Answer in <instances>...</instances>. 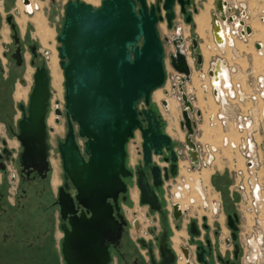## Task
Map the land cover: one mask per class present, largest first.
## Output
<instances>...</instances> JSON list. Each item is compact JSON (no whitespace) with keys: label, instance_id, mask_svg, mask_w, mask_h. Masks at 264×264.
Instances as JSON below:
<instances>
[{"label":"water","instance_id":"water-1","mask_svg":"<svg viewBox=\"0 0 264 264\" xmlns=\"http://www.w3.org/2000/svg\"><path fill=\"white\" fill-rule=\"evenodd\" d=\"M176 1L186 13L185 4H190L191 0H164L162 6L149 5L148 0H103L100 7L83 0H70L66 5L58 50L65 75L68 131L58 148L65 178H70L77 194L72 196L66 192L68 183L60 188L58 202L62 216L68 219L62 225L64 264H108L110 261L109 245L117 241L122 232V223L116 226V216L124 220L119 196L128 191V186L123 178L133 174L126 162L127 143L137 129L143 134L146 163L151 162L152 151L161 153L163 146L171 151L172 160L177 159L171 146L172 137L162 131L157 111L139 110L140 101L144 99L145 104L150 105L153 92L167 82L166 52L158 25L164 18V9L168 25L172 26ZM227 5V1L218 0L221 13ZM11 19L9 16L10 22ZM191 19V15L186 17L187 22ZM218 23L214 22L213 32L216 41L222 43L217 36ZM12 27L15 28V24ZM246 29L251 32L249 25ZM171 41L175 51L170 54V64L181 80L178 84L183 106L180 125L186 130L188 154L195 168L199 166V150L193 138L197 121L190 115L194 105L185 91L192 68L185 38L179 34ZM192 49H197L196 40ZM201 63L202 55L198 54L195 65ZM219 64L220 60L211 74L217 72ZM51 95V73L43 63L34 74L27 110L20 105L24 113L18 122V136L23 141L31 137L33 142H38L32 150L24 143L23 164L33 157L35 150L39 151L44 165L48 163L47 115ZM162 103L168 108V100ZM56 114V121L60 122L63 111L57 108ZM196 114L201 116L200 111ZM79 137L84 139L83 147ZM152 173L154 185L158 186L162 183L160 167H152ZM172 173H176V164L172 165ZM138 186L141 202L149 204L151 210H161L158 195L143 170L139 171ZM234 214L237 216L236 212ZM231 227L237 229L234 225Z\"/></svg>","mask_w":264,"mask_h":264},{"label":"flooded vegetation","instance_id":"flooded-vegetation-1","mask_svg":"<svg viewBox=\"0 0 264 264\" xmlns=\"http://www.w3.org/2000/svg\"><path fill=\"white\" fill-rule=\"evenodd\" d=\"M31 3L33 10H36V4L42 8L38 1L31 0ZM15 4V10L18 13L20 8L23 12H31L26 9L23 0H18V3L15 2ZM190 4H185V7L187 8ZM1 5L3 7L8 5V0H2ZM9 16H12L11 22L8 20ZM24 16L27 19V15L24 14ZM7 21L12 28L13 44L7 52H3L4 57L11 61L8 69L5 70L0 56V264H8L12 260L13 253L16 252L25 253L22 255L21 260L29 259V256L30 258L36 256L42 249H47L52 255L55 252H61L64 238L62 225L68 219L62 216L61 206L58 202L60 188L68 183L69 188L66 189V192H69L72 196L77 194L70 178H65L63 160L58 148L59 143L65 139H58L54 143L51 138L52 129H50L51 126L48 123L51 103L47 115L48 137L46 139L48 145L47 161L49 164L44 165V160L40 157L38 150H35L33 157L27 159L26 164L21 161V154L25 149L24 143L32 150L33 147H37L38 142H33L31 137H26V140L23 141L18 136V122L22 119L24 113L20 105H24L27 110L29 101L17 103L20 115L16 118V103L14 102L12 84H14L16 75L21 73V68L25 65L26 47L32 56L30 63L36 65V69L39 67L37 62L44 57V53L39 50L36 43L29 41L27 45L25 44L12 14L7 16ZM21 22L24 21L21 20ZM12 24H15V28L12 27ZM2 36L6 41L3 32ZM19 79L21 82H25L24 76ZM20 94L19 91L18 95L20 96ZM173 104L170 101L169 110L170 108L173 110ZM149 108L157 111L161 129L167 133L165 119L152 102L150 105H141L139 110ZM203 137L204 134L200 140L214 144V146L225 144V138L229 139V144H237V141L230 139L228 135L220 138V144L215 143L213 140L205 141ZM175 141L172 137L171 146L177 156L175 161L172 160L171 151L163 146L161 153H155L153 150L151 162L146 163L141 129H137L134 136L129 139L126 162L133 174L123 178L128 186V191L119 196L120 212L124 216V220L116 216L118 221L116 226L122 223V232L120 238L109 245L110 261L108 264H260L264 256L262 249L264 235L262 233L258 235L257 239H252L251 243L254 251L251 255L245 254L239 236L241 222L239 213L236 212L237 216H235V211L227 210L226 212L223 205L222 210L224 213L220 215V222L223 223L226 216V225L229 229V235L224 237L221 234L220 225L213 229L208 222L207 215L218 214L221 207L218 203L220 201H216L211 197L210 201L206 196L204 186L210 182L211 167L203 166L200 169L190 170L187 166L190 173L197 172L193 174V181H188L181 194L178 193L180 184L175 185L177 190L174 188V193L172 192V183L170 182L179 173L182 176L180 161L188 157L189 161L193 163L188 154L186 140H180L183 142L182 144ZM33 143H35L34 146ZM79 144L82 147L80 141ZM130 144L134 145L138 159L133 164L130 161V165H128ZM228 146H225L226 150L231 151L232 148ZM85 158L88 157L85 155ZM54 161H56V165ZM173 164H176L175 174L172 173ZM55 166H59L58 169H61L59 175L62 179L57 190L54 186V181L57 182L58 180L54 179ZM154 166H159L161 169L162 183L158 186L154 185L155 180L152 173V167ZM141 170L145 172L147 179L151 182V187L155 189L161 204V210H151L149 204L141 202V190L138 186L139 171ZM188 177H192V174H188ZM183 180L186 184V178ZM133 186H136L140 192L139 209L131 208V188ZM169 191L171 197L174 195V200L179 203H175L173 199H170L168 196ZM124 196H126V199H124ZM188 207L192 208L191 215L188 214ZM208 210L209 212H207ZM211 211L212 214H210ZM130 214H132V217H130ZM186 214L190 218L187 220V225L183 226L181 221ZM229 215H232L231 219ZM261 218L264 220L263 217ZM144 222H147V224ZM231 225H234L237 229H233ZM221 243H225V250L222 249Z\"/></svg>","mask_w":264,"mask_h":264},{"label":"rangeland","instance_id":"rangeland-1","mask_svg":"<svg viewBox=\"0 0 264 264\" xmlns=\"http://www.w3.org/2000/svg\"><path fill=\"white\" fill-rule=\"evenodd\" d=\"M39 2H42V9L45 12V15L47 17V31L46 32L47 35V43L41 41L39 35L37 34V29H36V24L32 21V20H28L27 24L25 25V27H23L18 21H17V16H19L20 14L15 10L16 4L15 2H17V0H8V5H5V7H3L1 5L2 0H0V56H1V61H3L5 70L9 68V64L11 63V61L8 59H6L4 57L3 52L4 51H8L11 47H12V28L10 26V23L7 21V16L9 14H12L14 16L15 22L17 23L18 28L20 29L21 35L24 38V42L27 45L28 42L30 41L31 43H36L38 44V48L39 50H41L44 53V57L37 62V64L39 66H41L43 63L46 64V66L51 69V91H52V95H51V109H50V113L48 115V123L51 126L52 132V140L54 143H56V141L58 139L64 140L68 131V119L66 116V100H65V94H66V88H65V75H64V69L61 66V58L59 55V50L58 47L61 45V42L58 40V35L60 34V31L62 29L63 26V22L65 19V10H66V5L70 0H37ZM87 3H91L92 5H94L95 7H100L102 5V1L103 0H83ZM208 0H193V2H191V4L189 6H187L186 13H182L181 11V6L179 3H176L174 10L176 11L175 17L172 20V26L169 27L166 16H165V11L163 9L162 11V15L164 16L163 20H161L159 22L158 25V29L161 35V38L164 42V48H165V52H166V56H165V60H166V65H167V81L168 85L167 86V92H165V86L163 87H159L160 89H158V91H156L154 93V96L157 100H161L163 97L168 98L169 100H174V104L172 106L171 112H166L162 107V102H161V110L163 112L162 116L165 119L166 122V126L169 127L168 129L174 134V139L177 141L178 144H182L185 140V135H186V130H183L181 128L180 125V121L183 119V113H182V105L180 100L176 97L175 93L172 92V83L174 81L175 78H177L178 76H180V74H177V71L171 66L170 64V54L172 52L175 51V47L172 43V39L174 37H177L179 34L182 35L185 38V47H189L188 50L190 51V53H192L193 57L196 58L197 60V55L201 54L203 57L204 54V47H206L208 50L210 47L206 46V45H201L200 46V40H202L201 42L203 43V39L206 41V43H208L207 39L209 38L207 36V39L205 37L200 39V36H198V34L195 32V27H196V23H195V19L194 16L200 12V10L202 8H204L205 3ZM229 3H227L228 5L226 7H224V10H228L227 12L229 13V9L228 7L231 8L230 12L231 15H238L240 17L241 12L243 9L246 10L248 17L245 18L246 23L250 26L251 28V32H249L250 35H248V41H245V45L242 44L241 42H239V47L241 48V50L246 49V50H250V53L253 57H251L250 61L248 62L246 59H240V63L243 65V69L246 70L247 67H250L249 70L251 73V77L254 75H264V47L262 48V53H260L258 51V49H256L258 46V43L261 42L264 46V0H229ZM237 2H241V5H237ZM149 5L151 4H160L161 6L164 3V0H148ZM217 3L218 0H213V8L211 9V23L213 24V21H215L216 18L221 17V12L219 11L218 7H217ZM244 4V5H242ZM235 6V7H233ZM39 9V8H38ZM36 9V10H38ZM241 9V10H240ZM36 10H33L31 12H27L25 11L26 14H28L29 16H33L34 13L36 12ZM226 12V11H225ZM227 13V14H228ZM188 15L192 16V19L190 22L186 21V17ZM257 21V22H256ZM255 23V24H254ZM257 23V24H256ZM9 29H8V28ZM7 30V35L5 36L6 41L4 40L3 36H2V32L3 30ZM180 30V32H178ZM254 31V32H253ZM8 32H9V39H8ZM187 36V37H186ZM167 38H169L170 40L168 41ZM8 39V40H7ZM194 40H196L197 42V49L193 50L192 46L194 45ZM204 41V42H205ZM211 41V40H210ZM244 42V41H242ZM202 49V51H201ZM47 52V53H45ZM203 53V54H202ZM212 53H215L212 51ZM211 53V54H212ZM208 56V58L210 57V55ZM232 52L229 49V52H227V56L230 58L232 57ZM53 55L57 56V60H58V67H57V71H58V77H55L53 72H52V68L50 65V60L51 57ZM205 55V54H204ZM25 56H26V62L24 67L21 68V73L17 74L14 80V84H12V92L14 94V102L16 103V110H15V114H16V118L19 117L20 112L17 109V103L19 102H24V101H29V94L32 91L33 85H34V74L36 72V65H32L30 63V59H31V53L29 51V49L26 47L25 48ZM7 61H9L7 63ZM1 65V62H0ZM203 65V63H201V65L196 66V70L197 72H193L191 74V80L188 81V85L187 86H193L195 85L196 81L195 79L193 80V76L196 74V77L199 76V72L201 71L200 67ZM194 68V67H193ZM176 73V74H175ZM24 76L25 77V82H21L20 81V77ZM253 79V77H252ZM172 80V83H171ZM181 80L179 79V82ZM195 81V82H194ZM176 83V82H175ZM174 83V84H175ZM173 84V85H174ZM197 84V83H196ZM23 86L25 89H27V96H22L20 98H18L16 96V90L18 88V86ZM198 85V84H197ZM186 87V85H185ZM162 88V89H161ZM11 91V89H10ZM164 91V93H163ZM191 91V89H190ZM196 91V90H195ZM200 90H198L197 95L202 98V96L199 93ZM193 93V91H191ZM212 95V93H211ZM213 96V95H212ZM205 98V96H204ZM154 97L152 98V104ZM206 99V98H205ZM176 101V102H175ZM213 101V100H212ZM144 99L141 101V103L139 104V107L143 104H145ZM193 102V100H192ZM214 103V102H213ZM175 104H176V108H175ZM194 111L191 112V117L192 119L197 121V127L195 129L194 132V140L196 142L197 146H201L204 145V143L207 142H203L202 140H200L204 129L206 126H204L207 123V126L210 129L213 128H218L217 126H212L210 124L209 121V114L212 113L213 111L217 110L216 106H214L212 108V104H211V108L209 110V112H207L206 116H205V120H202L201 116H198L196 114L197 109H201V108H205V106H209L210 103L206 102V104H199L198 101H196V103L194 104ZM215 105V104H214ZM253 107L254 111L256 110V113L261 111L260 109L264 108V101H260L258 104L253 105L252 103H248L245 105V107ZM59 108L61 111H63V114L60 116V122L56 121L57 118V114H56V109ZM169 117V119H168ZM197 117V118H196ZM170 122V123H169ZM76 127L77 124H75ZM173 127L177 128V131L175 132ZM231 129H233V131H230V133H228V135L231 136V139H234L237 141H239V137L238 134H236V130L231 126ZM261 131L259 134H257L258 140L262 141L261 145H260V153L263 157V168H261V174L264 176V123L263 125H261ZM223 131V129L221 128V132ZM225 132H228L224 129ZM223 133V132H222ZM176 135V136H175ZM236 135V136H235ZM237 137V139L235 138ZM182 140V141H180ZM79 141L80 143H82V147L84 146V139L79 137ZM175 141V142H176ZM209 141V140H207ZM211 141V140H210ZM218 141H220V138H218ZM214 146V144H212ZM221 145V144H220ZM220 145H215V146H220ZM223 148H221V150L215 152L216 155V159L213 161V163L208 166L214 169L213 165L215 163H217L218 167L220 168H224L223 164V160L225 159L224 157H228L229 159H232V157L234 156V152L231 149V151L229 150H225L226 147L224 146V144L222 143ZM134 149V150H133ZM130 151H133L132 153H134V155H136V149L134 148L133 144H130ZM224 155V156H223ZM235 155H238V157L240 156L238 152L235 153ZM241 164L243 165V159L240 158ZM186 162H183V161ZM228 160V159H225ZM130 161H131V156H129L128 158V165H130ZM188 161V162H187ZM55 165H56V161ZM182 162V163H181ZM180 165H182V176H180V173L177 175V177L175 179H173L170 183H172L171 185V189L173 192V189L175 188V190H177V187L175 185L180 184V185H184L185 181L183 180L184 178H188V174H195V173H190L187 170V166H189V169L191 170L192 164L190 163L188 157H185V159H182L180 161ZM229 165L232 167V161H229ZM59 166H55L56 171L54 172V179H58L57 182L54 181V186H55V190H57V187L59 184H61L62 179L59 175V170L61 172V169H58ZM181 168V166H180ZM212 175V174H211ZM226 175V176H225ZM225 177V178H223ZM187 182V181H186ZM236 183V177L234 175L233 172L229 173V172H216L213 174L212 176V184L209 182L208 183V193L210 195V197L212 199H221L222 200V204L221 207L219 208V212L216 215H212L208 217V222L211 224L212 228H217L219 227L218 225H220L219 228H221L222 232V236H227L229 235V229L226 225V216L224 219V222H220V215L223 214V210L222 207L224 205L225 207V211H235L237 213L240 214L241 216V222H240V240L244 246V251L245 254L247 255H251L253 253V245L251 243L252 239H257L259 234L264 235V224H262L261 222H258L259 220H263L261 217L264 218V210L262 211V214L259 215V217H253V215L247 210L245 209V205L244 202L242 201V193L241 192H236L235 190V186L234 184ZM175 186V187H174ZM137 192V187L133 186L131 188V193ZM174 193V192H173ZM171 192H168V196L170 197V199H174V195L171 197ZM195 198L197 199V197L195 196ZM198 200V199H197ZM132 204V203H131ZM139 205V203H138ZM132 205L131 208L132 209H139V207ZM188 214L191 215V207H188ZM132 211V210H131ZM209 212V210L207 211ZM140 213V211L138 212V214ZM186 214L183 217V220L181 221L183 226L187 225V220L190 218V216ZM210 214H212V211L210 212ZM130 217H132V214H130ZM145 224H147V222H144ZM222 249L225 250V243H221ZM262 249L264 252V242L262 245ZM264 254V253H263ZM251 263V262H250ZM260 264H264V256L261 259Z\"/></svg>","mask_w":264,"mask_h":264},{"label":"built area","instance_id":"built-area-1","mask_svg":"<svg viewBox=\"0 0 264 264\" xmlns=\"http://www.w3.org/2000/svg\"><path fill=\"white\" fill-rule=\"evenodd\" d=\"M225 11L226 12L221 13L222 16L216 18L215 21L217 20L220 24L222 22L234 23L236 26L234 27L235 29L233 32L236 37L241 41H248L249 33L246 29L248 24L245 21L248 14L246 10H242L240 17L238 15H231L230 10L229 13L227 12L228 10ZM241 21H244L245 24H242ZM223 32L225 33V31ZM226 36L227 33L224 34L225 43H216L217 49L226 44ZM229 44L231 47H235L233 40ZM258 44L259 46L256 49L261 50L262 43L259 42ZM186 53L191 68H196V58L193 57L188 48H186ZM219 53L220 55L210 62L207 69L201 72V77L203 78L202 86L207 92H212L218 107L217 110L209 114V121L212 126H220L226 131H229L232 126L240 135L239 141L236 145L234 143L224 145H231L228 147H231L234 152L232 159H229L228 157L224 158L232 161V172L236 177V183L234 184L236 187L235 190L236 192L242 193V201L246 206L245 209H247L254 218H257L264 210V176L260 173L261 168H263V157L260 153V145L262 141H259L257 137V134L261 131L260 127L264 123V108L256 113V110L254 111L253 107H245V105L252 103L253 106L258 104L261 100L264 101V75H253V79L249 82L250 89L246 91L241 81L231 78V73L236 72L237 67H228L222 57L225 52L219 51ZM220 59L223 61L228 71V80L223 78L215 82V78L213 74H211V71L216 69V61ZM177 74L179 75L178 72ZM179 79L180 76L174 79L172 83V92H177L178 99L182 105L181 92L178 87ZM185 91L192 99V95H189L186 87ZM221 148H223L222 144L218 147H213V145L208 142L204 143L202 147L198 146L199 166L195 168L192 166L191 169H200L203 166H210L216 159L215 152L221 150ZM236 152H238L240 155L239 157L243 159V165L241 164L238 155H235ZM191 164L193 165V163ZM173 202L179 203L174 199ZM221 204L222 201L220 200L219 206ZM258 222H260L259 219Z\"/></svg>","mask_w":264,"mask_h":264},{"label":"crops","instance_id":"crops-1","mask_svg":"<svg viewBox=\"0 0 264 264\" xmlns=\"http://www.w3.org/2000/svg\"><path fill=\"white\" fill-rule=\"evenodd\" d=\"M32 1H37V0H32ZM229 1V0H228ZM39 2V1H38ZM17 3H18V0H17ZM40 3V6L42 7V3ZM211 3V9L213 8V0H208L205 5H204V8H202L200 10L199 13H197L195 16H194V19H195V23H196V27H195V32L198 34V36H200V39L205 37L207 39V36L209 37L207 39L208 43H206V41L203 39V43L201 42L202 40H200V46L201 45H206V46H211V50H208L206 47H204V54H203V57H202V63L203 65L200 67L201 71L199 72V76L196 77V74L193 76V80L195 79L196 84L193 85V86H187L189 82H187L186 84V90L188 91L189 95H192V100H193V103L195 104L196 101H198V103L200 104H206V102H209L210 105L209 106H205V108H201V109H197V111H202V114H203V119L205 120V116L207 114V112H209L210 108H211V104H212V108L214 106H216V102L213 98V96L211 95V91H206L205 88H203V78L201 77V72L202 71H205L207 69V67L209 66L210 62L213 60V59H216L220 53V52H225V54L222 56L223 57V60L224 62L226 63V65L228 67H233V66H236L237 67V70L236 72L234 73H231V78L237 80V81H241L243 83V86L244 88L246 89V91H248L250 89L249 87V82L250 80H252V77H251V73L249 70L250 67H247L246 70L243 69V65L240 63V59L244 60L246 59L248 62L250 61L251 57H253L250 53V50H246V49H243L241 50V48L239 47V42H241L242 44H244L245 42H242L240 39H238L236 36L234 37V48L229 46L228 44L225 45L224 49H222V51L219 49H217V45H216V42H215V38H214V35H213V24L211 23V12L212 10L209 8V13H208V18L206 20V24L209 25V26H205L204 28V34L205 35H202L201 31H200V22L198 21V17L202 14V12H206V5ZM237 5H241V2H237L236 3ZM244 5V4H242ZM235 7V6H233ZM241 10V9H240ZM38 11V12H37ZM43 11V12H42ZM19 16H17V21L23 26L25 27V25L27 24V21L28 20H32L35 24H36V29H37V34L39 35L42 43L45 42L47 43V33L48 32L46 29H47V26H46V21H47V17L45 15V12L42 8L39 7L38 10H36V12L34 13L33 16H29L28 14L25 13V11L23 12L20 8V12H19ZM24 14L27 15V19H26V16H24ZM45 16H44V15ZM24 16V17H23ZM46 17V18H45ZM24 21V22H21V20ZM26 20V21H25ZM230 25L233 27V24L230 23ZM187 37V36H186ZM211 40V41H210ZM205 41V42H204ZM246 44V43H245ZM244 44V45H245ZM44 45V43H43ZM229 49L231 50V52L233 53L232 54V57H228L227 56V52H229ZM202 51V49H201ZM215 52V53H212ZM212 53V54H211ZM210 55V57L208 58V56ZM193 68V67H192ZM195 69V68H194ZM192 69V73L193 72H197V70L195 69ZM195 72V73H196ZM176 74V73H175ZM194 81V82H195ZM168 82L165 84V85H168ZM171 83H172V80H171ZM164 85V86H165ZM163 86V87H164ZM160 89V88H159ZM162 89V88H161ZM193 91V93L190 91ZM27 89H25L23 86H18L17 90H16V96L18 98L22 97V96H27ZM196 90V91H195ZM199 91L200 95L202 96V98H200L198 95H197V92ZM21 92L20 96L18 95V92ZM158 91V89H156L154 92ZM167 86H165V92H167ZM154 92L152 94V98L154 97L153 99V105L159 109V111L161 112V114H163L162 110H161V102H163V100L165 99H168V98H162L161 100H157L154 96ZM164 93V91H163ZM176 97L178 98V94L177 92L175 93ZM205 96V98H204ZM169 100V99H168ZM213 100V101H212ZM171 101V103L173 104L174 100H169V102ZM214 102V103H213ZM215 104V105H214ZM163 105V103H162ZM166 112H171V108L169 110V108H166L162 107ZM217 109V108H216ZM202 116V115H201ZM169 119V117H168ZM170 123V122H169ZM206 126L205 129H204V132L203 134L205 133L206 129L207 131L209 132V136H210V140L213 139V141L217 138H222L223 136H227L228 133H230V131H233V129H229L228 132H225L224 129L220 126H217L218 128H213V129H210L208 126H207V123L204 125ZM169 127V124L168 126H166V132L171 135L173 137V139L175 138L174 137V134L168 129ZM221 128L223 129V133L221 132ZM174 131L176 132L177 131V128L176 127H173ZM202 134V135H203ZM236 134L239 135L238 132H236ZM176 136V135H175ZM134 150V149H133ZM226 150V149H225ZM133 151H130V154L129 156H131V163H135L138 159V154L136 152V155H134V153H132ZM223 164L225 165L224 168H220L218 167L217 163H215L213 165L214 169L213 168H210L212 170V172L210 173V183L211 185L212 184V176L214 173L216 172H229L231 173L232 172V167L229 165V160H223ZM212 174V175H211ZM139 200H140V192L139 190L137 189V192H134V193H131V203L132 205L134 206H137L138 203H139ZM25 254V253H19V252H16V253H13V256H12V260L8 263V264H64V261H63V256H62V253L60 251L58 252H55L53 255L51 254V252H49L47 249H42L40 250L37 255L33 256L32 258H30L29 256V259H24V260H21V257L22 255ZM34 254V253H33Z\"/></svg>","mask_w":264,"mask_h":264},{"label":"bare ground","instance_id":"bare-ground-1","mask_svg":"<svg viewBox=\"0 0 264 264\" xmlns=\"http://www.w3.org/2000/svg\"><path fill=\"white\" fill-rule=\"evenodd\" d=\"M225 1H227V3H229L228 2V0H225ZM23 3L25 4V6H26V9L27 10H29V11H33V9H32V3H31V0H27V3H25L24 1H23ZM176 3H179V2H177L176 1ZM180 4V3H179ZM181 6V5H180ZM211 7V3H209V4H207L206 5V12L204 11V12H202V14L198 17V21L200 22V31H201V33H202V35H205L204 33V28H205V26H209V25H207L206 23V20H207V18H208V13H209V8ZM35 8L36 9H38L39 8V6H37V4L35 5ZM214 22L215 21H213V30H214ZM257 22V21H256ZM230 23L231 22H222L221 24L220 23H218V34H217V36L219 37V40H220V42H222V43H225V39H224V34L225 33H227V36H226V44H228L229 46H230V44L229 43H231V41L233 40V42H234V37L236 36L235 34H234V27L236 26L234 23H232L233 24V27L230 25ZM255 24V23H254ZM257 24V23H256ZM233 28V29H232ZM225 31V33L223 32V31ZM178 32H180V30L178 31ZM254 32V31H253ZM3 33H4V35L6 36L7 35V30L5 29L4 31H3ZM213 35H214V38H215V42L217 43V41H216V37H215V34H214V32H213ZM250 35V34H249ZM229 42V43H228ZM225 44V45H226ZM225 45L224 46H222L221 48H220V50L222 51V49H224V47H225ZM210 48L209 49H211V46H209ZM264 46H263V44H262V48H263ZM187 48H189V47H187ZM217 48V47H216ZM262 48H261V50H258L259 52L260 51H262ZM188 57V56H187ZM189 59H190V57H189ZM217 62V61H216ZM50 65H51V68H52V72H53V74H54V76L55 77H58V71H57V67H58V60H57V56L56 55H53L52 57H51V60H50ZM49 69H50V67H49ZM194 69V68H193ZM196 69V68H195ZM194 69V70H195ZM50 73H51V69H50ZM51 76H52V74H51ZM213 76H214V78H215V82H217L218 80H220V79H223V78H225L226 80H228V71H227V69H226V66L224 65V63H223V61L220 59V64H219V67H218V70H217V72L216 73H213ZM159 89V88H158ZM155 93V92H154ZM212 93V92H211ZM214 98V97H213ZM169 106H170V102H169V100H168V108H169ZM201 117H202V120H201V122L203 121V114H202V111H201ZM236 136V135H235ZM228 137L231 139V136L230 135H228ZM236 139H237V137H235ZM203 139L205 140V141H207V140H209L210 141V136H209V132L207 131V129H206V131H205V133H204V137H203ZM213 140V139H212ZM236 141V140H235ZM214 142L215 143H217V144H220V141H218V138L217 139H215L214 140ZM224 145H226V144H229V139L228 138H225V140H224ZM233 144V143H232ZM235 145H236V143H234ZM228 146V145H227ZM226 146V147H227ZM213 147H217V146H213ZM227 151V150H226ZM217 152V151H216ZM193 176L192 177H188V178H186V184L185 185H180L179 186V189H178V193H180L181 194V192H182V190L187 186V183H188V181H193ZM198 181V180H197ZM198 184V183H197ZM196 184V185H197ZM199 186V185H198ZM205 187V191H206V196L208 197V199L210 200V195H209V193H208V184L207 185H205L204 186ZM211 201V200H210ZM216 201H220V200H217L216 199ZM219 203V202H218ZM260 222L262 223V224H264V220H260ZM264 226V225H263Z\"/></svg>","mask_w":264,"mask_h":264},{"label":"trees","instance_id":"trees-1","mask_svg":"<svg viewBox=\"0 0 264 264\" xmlns=\"http://www.w3.org/2000/svg\"><path fill=\"white\" fill-rule=\"evenodd\" d=\"M226 176V175H225ZM223 178H225V177H223Z\"/></svg>","mask_w":264,"mask_h":264}]
</instances>
